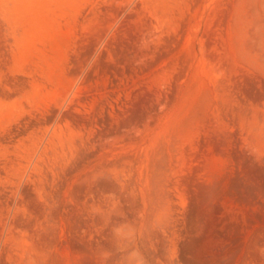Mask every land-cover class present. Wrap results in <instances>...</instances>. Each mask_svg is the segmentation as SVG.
Returning <instances> with one entry per match:
<instances>
[{
	"label": "rangeland",
	"instance_id": "rangeland-1",
	"mask_svg": "<svg viewBox=\"0 0 264 264\" xmlns=\"http://www.w3.org/2000/svg\"><path fill=\"white\" fill-rule=\"evenodd\" d=\"M0 264H264V0H0Z\"/></svg>",
	"mask_w": 264,
	"mask_h": 264
}]
</instances>
